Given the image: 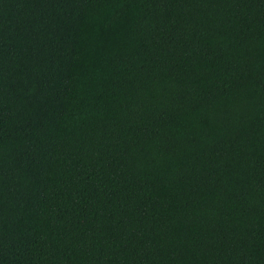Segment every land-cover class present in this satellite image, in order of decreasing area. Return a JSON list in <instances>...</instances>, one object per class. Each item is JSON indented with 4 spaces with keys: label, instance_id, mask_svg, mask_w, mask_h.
Returning a JSON list of instances; mask_svg holds the SVG:
<instances>
[{
    "label": "trees",
    "instance_id": "obj_1",
    "mask_svg": "<svg viewBox=\"0 0 264 264\" xmlns=\"http://www.w3.org/2000/svg\"><path fill=\"white\" fill-rule=\"evenodd\" d=\"M0 264H264V0H0Z\"/></svg>",
    "mask_w": 264,
    "mask_h": 264
}]
</instances>
